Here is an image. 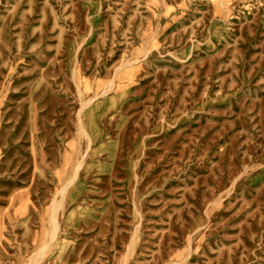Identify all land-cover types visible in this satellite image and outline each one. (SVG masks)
Returning a JSON list of instances; mask_svg holds the SVG:
<instances>
[{
  "label": "rangeland",
  "instance_id": "obj_1",
  "mask_svg": "<svg viewBox=\"0 0 264 264\" xmlns=\"http://www.w3.org/2000/svg\"><path fill=\"white\" fill-rule=\"evenodd\" d=\"M0 264H264V0H0Z\"/></svg>",
  "mask_w": 264,
  "mask_h": 264
}]
</instances>
